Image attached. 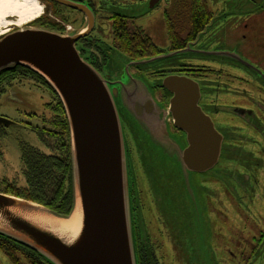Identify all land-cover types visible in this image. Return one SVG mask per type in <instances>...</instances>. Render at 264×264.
Listing matches in <instances>:
<instances>
[{"label":"water","instance_id":"95a60500","mask_svg":"<svg viewBox=\"0 0 264 264\" xmlns=\"http://www.w3.org/2000/svg\"><path fill=\"white\" fill-rule=\"evenodd\" d=\"M52 1L82 12L87 19L85 28L61 35L22 27L0 36V72L25 67L58 96L69 127L72 210L62 216L35 202L0 192V235L33 250L50 264H138L132 166L121 123L123 113L160 159L172 160L178 167L174 180L182 192L175 189L176 195L187 202L192 215L189 221H194L199 242L207 244L195 176L218 163L222 136L199 105L197 82L186 76H165L160 84L171 97L161 105L153 90L128 71L130 65L140 68L187 52V48L141 60L128 58V78L109 82L82 59L76 48V42L90 35L94 27L92 11L83 4ZM159 1L149 0V8ZM169 122L185 134L184 146L169 134ZM13 124L0 117V126ZM74 212L78 214L77 227L67 230L59 220Z\"/></svg>","mask_w":264,"mask_h":264},{"label":"flooded vegetation","instance_id":"af4514ba","mask_svg":"<svg viewBox=\"0 0 264 264\" xmlns=\"http://www.w3.org/2000/svg\"><path fill=\"white\" fill-rule=\"evenodd\" d=\"M36 1L41 4L40 6L42 7L43 16L41 17V14L37 18L38 20L35 19L23 27L42 28L57 32L59 34H73L82 31L87 25L86 16L78 10L57 4L52 0ZM67 1L72 4H83L87 6L94 15V27L90 35L79 39L76 42V48L82 59L100 72L102 67L108 62L109 54L107 47H104L102 43L103 41L100 38L92 35L93 30L96 29L97 20L108 21V27L111 33L115 31L114 23L118 21V19L120 21H125L127 28L129 27L128 22H131L133 23L132 25H134V20L132 17H127L126 15L117 11L110 12L108 15L100 14L99 10L103 9L104 5L97 7L95 6L94 0ZM107 1L109 0H102L103 3ZM111 1L114 4L119 2L117 0ZM147 1L149 2V0H145V2ZM172 5L173 7L171 10L165 11L164 14L167 29L169 28L167 16H169L173 22V25L171 24L170 26L173 28L172 32L175 35L174 36L170 34L169 29L167 30L168 51L176 52L178 50L187 48V52L189 53L210 54L214 58H217L218 61L211 62L208 65L183 63L172 69H163L154 72L153 74L161 79L153 89V96L155 100L161 105L168 103L171 94L164 90L160 84L161 80L168 75L186 76L197 82L200 89L199 105L203 112L211 118L215 128L222 136L221 154L215 167L218 166L223 152L227 153L231 159L233 158L231 161H233L234 166L228 170L218 173V175H215L214 173L215 167L205 173L196 174L195 177L199 196L200 192L203 194V197L200 196V201H204L206 197L205 200L209 202V210H207V212L205 210V213H207V215L210 217L211 214L214 215L216 213L215 209H212L215 204H219L222 208H224L225 204H228L233 209V214L239 216L240 220L242 209L245 208L246 210L250 211L254 205L255 208L258 205L262 207L264 205V39L262 33L264 26H262L260 30H255L254 27V33H257L256 37H259L261 41L260 43L256 42V38L251 36L248 38L249 44L253 46L257 52L262 49L259 52L260 54L254 52L249 53L247 51L241 50L242 43H244V40L246 39L245 35H243L242 38L238 36L235 40L231 38V43H223L224 46H236L237 48L235 51H231V49L229 50L228 48L225 49L223 47L221 49H212L214 47L217 48L220 46L215 42V40L221 35L219 34L216 36L215 32L210 34L207 39L202 41L205 47H212L210 48V51H204L200 50L197 44L207 27H209L211 24L213 25L215 22L214 20L222 17L220 21L223 22L221 24L223 25L224 29L233 28L234 30L235 25L233 24L235 23L231 24L232 21H229V19L223 14L216 15L215 12L211 11L207 4L211 16L201 30H199L196 34L192 33L193 26L191 20L189 19L191 16L189 13H183L187 20V29L184 31H182V29L177 30V25L174 23L178 21V18L176 17L178 5L175 1ZM48 10H50L51 14H58V18H56L54 21H52L50 18L48 19L46 17V12ZM119 16H126V18L123 19ZM238 19L245 21L251 20L250 22H257L256 24H264V0H260L255 9H250L249 11L245 10V13L243 15H239L235 21H238ZM214 27V30H217V23H215V26L212 27V30ZM16 28L17 27L12 28L11 31L15 30ZM137 29L143 30L141 27H137ZM177 39L183 41L180 42V47H178ZM156 47L158 48V52L149 57H154L165 53V51L157 45ZM257 47L259 49H257ZM127 57L130 60H134L129 56ZM23 81L32 82L33 85L45 90L51 96L50 100L44 104L45 113L41 115H28L30 119L36 120L38 125H34L29 121L22 122L24 127L31 130L38 137L39 141L47 150V152H43L25 141H19L20 168L22 174V180H20L23 181L24 185L26 186V166L23 158L24 151L27 152L32 149L44 156H48L50 154V142L53 140L55 143L57 140V133L59 129L57 119L60 117V109L57 107V101L54 95L55 93L49 88V86L46 85L45 81L26 72L17 73L16 76L8 82V85H5L0 89V96L4 94L6 90L14 83H21ZM235 81L236 83L231 85V83H234ZM246 82H252L256 87V90L251 91L252 93L247 96V99H245L243 102L237 101L234 97L235 92H238L237 85L239 86L241 83ZM158 93L160 94L159 97ZM244 93H247V90H244ZM222 115L226 116L223 118V122L221 123L222 126H220L217 122V119L218 117H222ZM227 116L231 117L232 119L236 118V120L228 121ZM13 125H15V123ZM218 126L221 127L223 132L219 130ZM10 127L0 126V139L8 133L7 129ZM168 130L172 137L179 139L184 138V140L186 139L185 134L182 131L176 129L171 122L168 123ZM1 155L2 153L0 151V156ZM237 165L242 168L236 169L235 166ZM211 172L213 173L211 174ZM13 177L14 178L10 180V178L7 176H2V181H0V192L5 193L4 191L9 186H12V183H14L13 180L19 176ZM215 187L217 190L214 189ZM131 200L133 204V233L136 242L135 250L138 260L137 262L138 264H161L154 251H152V249L150 250L149 245L146 244V241L143 245L141 243L140 236H145L144 240H147V234L143 228L142 213L139 212L140 203H138L139 197L136 194L134 181L131 184ZM159 200L160 199H158V205H160ZM211 206L212 212H210ZM257 208L259 210V207ZM252 210L255 211V209ZM246 212L248 213V216H246L244 219L250 221L252 220V227L257 230L258 234L255 235V233V236L253 235L251 240L252 243L248 242L246 246L245 242L240 240V237H236L238 233L234 235L231 232L229 242L232 243L233 249L226 248L225 251L233 256L238 255L243 257L246 255L247 257H250V259H247L248 261L246 262V264H248L251 260L255 262L256 260L264 257V227H260L264 223V217L261 215L262 209L260 210L261 213H258L257 215L252 212ZM219 216L222 220L224 219L223 216L219 215L218 213V217ZM209 235L206 230L205 237L207 238V242ZM216 249L218 250V248ZM11 252L16 256V258L21 257L22 259H25L27 264H31V256L24 250L13 248ZM189 252L193 255L191 251ZM6 257L8 258L9 264H13L11 263L9 257Z\"/></svg>","mask_w":264,"mask_h":264},{"label":"rangeland","instance_id":"374dc122","mask_svg":"<svg viewBox=\"0 0 264 264\" xmlns=\"http://www.w3.org/2000/svg\"><path fill=\"white\" fill-rule=\"evenodd\" d=\"M117 1L119 2L114 4L111 0L105 3H103L102 0H94L95 6L100 7L104 5L103 9L99 10L102 15H108L110 12L117 11L128 17H132L134 25L128 22V29L130 31H134L137 27L143 28V35L149 36L158 47L163 49L165 51L163 54L169 53L167 38L168 29L164 14L165 11L171 10L174 1L178 4L180 0H160L152 9L149 8L148 1L145 2V0ZM206 2L211 11L215 12L216 15L223 14L229 21H232L231 24L235 23L233 24L235 28L234 30L233 28L224 29L221 24L223 22L220 21L222 17L214 20L215 22L213 25L211 24L207 27L205 32L201 35L200 41L197 44L200 50L210 51L212 47H205L202 41L215 32L216 36L219 34L221 35L215 40L220 46L212 49H221L223 47L235 51L237 48L236 46H224L223 43H231V38L235 40L238 36L242 38V36L245 35L246 41L244 40V43H242L241 50L260 54L259 52L262 49L257 52L255 48L249 44L248 38H250V36L256 38V42L260 43L259 37H256L257 33H254V27L255 30H260L264 24H256L257 22H250L251 20L245 21L238 19V21H235L239 15L245 13V10L249 11L250 9H255L260 0H206ZM188 4L189 0H181V7L177 6L179 7L176 14L178 21L174 23L177 25V30L182 29V31H184L187 29V20L184 14H187L188 9H186V7ZM42 16L43 13L41 17ZM46 17L54 21L58 18V14H51L50 10H48L46 12ZM215 23H217V30H214V27L213 31L212 27L215 26ZM108 24V21L97 20L96 29L93 30L92 35L100 38L103 41L104 47H107L109 54L108 62L102 67L100 74L109 82L117 83L125 81L130 74L135 79L144 82L153 90L161 79L155 76L153 74L154 72L163 69H172L183 63L208 65L211 62L218 61L217 58H214L210 54L184 52L178 53L172 57L159 59L148 65L140 66V68L129 66L131 61H129L128 55L120 50L115 43L113 34L109 31ZM12 28L15 27H11L9 32ZM262 33L264 39V29ZM257 49L259 48L257 47ZM127 67L129 74L127 72ZM235 83L236 81L231 83V85ZM112 87H114V85H112ZM237 89L238 92H235L234 97L237 101L243 102L247 99L246 97L252 93L251 91L256 90V87L252 82H246L241 83L239 86L237 85ZM244 90H247V93H244ZM159 95L158 93V97ZM50 98L51 96L48 92L36 87L30 81L14 83L0 96V117L7 118L15 123V125L7 129L8 133L0 139V151L2 153L0 156V181H2V176H7L10 180L14 178L13 176H19L17 177L18 179L16 178L13 180L14 183L12 184L17 187L25 186L23 181H21L19 141H25L41 151L47 152L38 137L31 130L24 127L22 122L29 121L34 125H38V122L30 119L28 115H41L45 113L44 104L48 102ZM225 116L226 115H222V117H218L217 122L220 126H222L221 123ZM120 117L132 166L130 175L134 181L136 194L139 197V212L142 213L143 228L147 234V240H144L145 236H140L142 245L146 241V244L149 245L150 250L152 249V251H154L161 264H246L250 257L246 255L243 257L238 255L233 256L225 251V249H233L232 243L229 242L231 232L234 235L238 233L236 237H240V240L244 241L246 246L248 242L252 243L251 240L253 235L255 233V235H257L258 232L252 227V220L244 219L248 216L246 211L257 215L261 213L260 210L262 209L261 215L264 217V205L263 207L258 205L257 207H259V210L257 207L255 208L254 205L252 209H255V211L252 209H250V211L245 208L242 209V215L239 220V216L233 214L231 206L225 204L224 208H222L219 204H215L213 208L212 206L210 207V212H212V209H215L216 213L214 215L211 214L210 217L205 213V210L206 212L209 210V202L205 200V197L204 201H201V206L205 215L204 227L208 235H210L208 236L207 244L200 243L196 235V228L193 230L195 227L194 221L190 220L189 222V217L191 219L192 215L190 214L189 216L187 202L185 199L182 200L176 197V190L177 193L182 192L179 183L177 185L176 180H174L178 167L175 166V163L173 164L172 160H166L165 162L160 159L155 149H152L149 144L145 143L144 136L135 130L131 122H129V119L124 116L123 113H120ZM227 120H236V118L232 119L227 116ZM220 126H218V128L222 131ZM179 140L184 146V138ZM232 159L227 153L223 152L218 166L214 169L215 175L230 169L233 166ZM240 166L237 165L235 168H242ZM212 173L213 172H211V174ZM214 189L217 190L216 187ZM200 196L203 197L202 192H200ZM158 199H160V205H158ZM218 213L223 216V220L220 216L218 217ZM260 227H264V223ZM216 248H218V250ZM203 249H206V251L202 252ZM189 251H191L193 255ZM17 259L19 261L18 264H27L25 259L21 257ZM253 263L264 264V257L255 262L251 260L248 264ZM0 264H9L8 258L1 250Z\"/></svg>","mask_w":264,"mask_h":264},{"label":"trees","instance_id":"16d2710c","mask_svg":"<svg viewBox=\"0 0 264 264\" xmlns=\"http://www.w3.org/2000/svg\"><path fill=\"white\" fill-rule=\"evenodd\" d=\"M177 5L181 7V0ZM179 7L177 8L178 10ZM186 9H188L187 13L191 15L189 19L193 26L192 33L196 34L211 16L207 2L206 0H189ZM167 22L169 33L174 35L172 32L173 28L170 26L171 24L173 25V22L169 16H167ZM114 26L115 31L112 34L115 43L120 50L132 59L141 60L150 58L149 56L158 52V48L152 39L149 36L143 35L141 29L130 31L125 21H120L119 19L114 23ZM177 41L178 47H180V42L183 41L180 39H177ZM23 72L39 77L31 70L22 66L7 68L0 72V89L8 85V82L17 73ZM39 78L42 79L41 77ZM54 95L57 107L60 109V117L57 119L59 127L57 140L55 143L52 140L49 145L50 154L44 156L32 149L27 152L24 151L26 186L17 188L16 185L12 184L4 192L40 204L59 215L67 216L70 214L73 205L69 127L63 106L58 96ZM13 248L24 250L29 254L31 256V264H50L33 250L0 235V250L9 257L11 263L18 264V257L16 258L11 252Z\"/></svg>","mask_w":264,"mask_h":264},{"label":"bare ground","instance_id":"6f19581e","mask_svg":"<svg viewBox=\"0 0 264 264\" xmlns=\"http://www.w3.org/2000/svg\"><path fill=\"white\" fill-rule=\"evenodd\" d=\"M42 14V7L36 0H0V36L7 34L11 27L22 28ZM67 230H74L78 214L74 212L67 219L59 220Z\"/></svg>","mask_w":264,"mask_h":264}]
</instances>
